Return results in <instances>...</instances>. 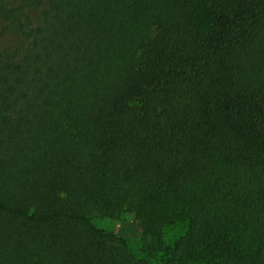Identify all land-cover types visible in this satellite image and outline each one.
Returning a JSON list of instances; mask_svg holds the SVG:
<instances>
[{
  "label": "trees",
  "instance_id": "trees-1",
  "mask_svg": "<svg viewBox=\"0 0 264 264\" xmlns=\"http://www.w3.org/2000/svg\"><path fill=\"white\" fill-rule=\"evenodd\" d=\"M0 20L20 39L0 264H264V0H0ZM116 208L150 258L92 222Z\"/></svg>",
  "mask_w": 264,
  "mask_h": 264
},
{
  "label": "rangeland",
  "instance_id": "rangeland-1",
  "mask_svg": "<svg viewBox=\"0 0 264 264\" xmlns=\"http://www.w3.org/2000/svg\"><path fill=\"white\" fill-rule=\"evenodd\" d=\"M35 16V14H33ZM20 42L19 37L14 34H8L2 30V22L0 20V49L9 48ZM92 222L99 228L111 230L117 235L123 237L128 245L138 256L150 258L144 251V243L142 233L134 220L133 215L123 209L116 208L111 218L94 217ZM183 223H176L164 228L163 237L167 244L172 243L184 231ZM152 262H156L157 258H151Z\"/></svg>",
  "mask_w": 264,
  "mask_h": 264
}]
</instances>
